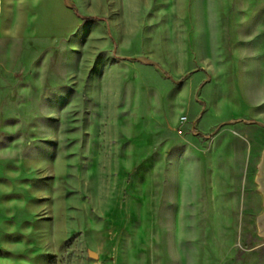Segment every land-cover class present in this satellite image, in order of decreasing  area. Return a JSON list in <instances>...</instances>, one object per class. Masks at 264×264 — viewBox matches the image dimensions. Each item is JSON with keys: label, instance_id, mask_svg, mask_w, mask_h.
Wrapping results in <instances>:
<instances>
[{"label": "rangeland", "instance_id": "374dc122", "mask_svg": "<svg viewBox=\"0 0 264 264\" xmlns=\"http://www.w3.org/2000/svg\"><path fill=\"white\" fill-rule=\"evenodd\" d=\"M238 120L264 0H0V264H264Z\"/></svg>", "mask_w": 264, "mask_h": 264}, {"label": "water", "instance_id": "95a60500", "mask_svg": "<svg viewBox=\"0 0 264 264\" xmlns=\"http://www.w3.org/2000/svg\"><path fill=\"white\" fill-rule=\"evenodd\" d=\"M243 123L249 126H257L264 129V123L256 120H238L231 121L228 124ZM255 183L258 186V191L261 193L263 202V212L256 218V228L259 237L264 238V149L261 153L260 163L257 166V174L255 176ZM88 256L92 259H98V255L93 251H88Z\"/></svg>", "mask_w": 264, "mask_h": 264}, {"label": "trees", "instance_id": "16d2710c", "mask_svg": "<svg viewBox=\"0 0 264 264\" xmlns=\"http://www.w3.org/2000/svg\"><path fill=\"white\" fill-rule=\"evenodd\" d=\"M84 20H89V19H91V18H83Z\"/></svg>", "mask_w": 264, "mask_h": 264}]
</instances>
